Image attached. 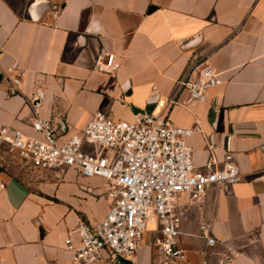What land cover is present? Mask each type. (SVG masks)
<instances>
[{"label":"crops","instance_id":"obj_1","mask_svg":"<svg viewBox=\"0 0 264 264\" xmlns=\"http://www.w3.org/2000/svg\"><path fill=\"white\" fill-rule=\"evenodd\" d=\"M101 53L113 56L111 72L93 70ZM202 62L223 82L206 101L181 105L180 81ZM10 66L23 78L13 95V74L0 73V124L29 135L39 136L36 114L68 135L99 110L199 122L204 133L188 138L195 163L204 166L213 140L219 162L233 152L242 180L209 188L199 205L182 197L180 245L189 264H219L230 252L226 264H264V0H0V68ZM0 165V264H70L76 225L109 210L106 180L69 168L37 170L43 180L29 183ZM203 222L217 240L207 256ZM147 233L117 264H162Z\"/></svg>","mask_w":264,"mask_h":264},{"label":"built area","instance_id":"obj_2","mask_svg":"<svg viewBox=\"0 0 264 264\" xmlns=\"http://www.w3.org/2000/svg\"><path fill=\"white\" fill-rule=\"evenodd\" d=\"M113 69V56L108 53H101L93 63L95 71ZM3 72L13 74L10 93H20L23 71L10 66L0 68ZM222 82L209 65L194 66L180 81L188 89L180 104L206 101L209 90ZM32 127L39 136L0 124V153L16 155L35 170L74 168L82 177L98 176L107 182L109 210L101 220L76 225L78 240L66 241L70 264H117L120 257L133 259L147 232L153 234L152 245L162 264H189L187 250L180 245L182 197L189 195L190 202L199 205L209 188H227L242 180L233 152L228 151L219 162L213 140L208 141L211 157L204 166L195 163L188 138L204 133L199 122L181 127L146 110L132 121L116 120L99 110L78 133L68 135L54 119L37 114ZM258 178L264 181V171ZM199 236L206 240L202 253L207 256L217 243L207 222L201 224ZM233 258L230 252L219 264Z\"/></svg>","mask_w":264,"mask_h":264},{"label":"rangeland","instance_id":"obj_3","mask_svg":"<svg viewBox=\"0 0 264 264\" xmlns=\"http://www.w3.org/2000/svg\"><path fill=\"white\" fill-rule=\"evenodd\" d=\"M0 163L4 167H7L10 172L14 175L20 177L26 182H37L43 180L37 170L28 166L23 160L18 156L7 153H0ZM151 234L147 233L145 237L150 238Z\"/></svg>","mask_w":264,"mask_h":264},{"label":"bare ground","instance_id":"obj_4","mask_svg":"<svg viewBox=\"0 0 264 264\" xmlns=\"http://www.w3.org/2000/svg\"><path fill=\"white\" fill-rule=\"evenodd\" d=\"M154 224L152 222L149 223V227H153Z\"/></svg>","mask_w":264,"mask_h":264},{"label":"water","instance_id":"obj_5","mask_svg":"<svg viewBox=\"0 0 264 264\" xmlns=\"http://www.w3.org/2000/svg\"><path fill=\"white\" fill-rule=\"evenodd\" d=\"M153 7H151V9H152ZM0 170H1V165H0Z\"/></svg>","mask_w":264,"mask_h":264}]
</instances>
